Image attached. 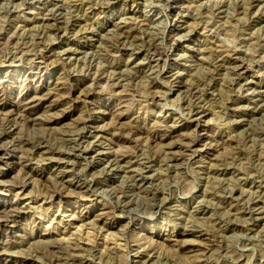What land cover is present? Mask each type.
I'll return each mask as SVG.
<instances>
[{
	"label": "rangeland",
	"instance_id": "374dc122",
	"mask_svg": "<svg viewBox=\"0 0 264 264\" xmlns=\"http://www.w3.org/2000/svg\"><path fill=\"white\" fill-rule=\"evenodd\" d=\"M41 1L0 0V153L9 155L0 207L31 201L20 222L0 228V264H49L59 255L51 241L80 264H264V0ZM220 51L238 63L220 62ZM84 80L88 99L75 90ZM41 94L37 121H12L15 105ZM89 98L107 114L96 116ZM39 142L51 155L36 152ZM24 181L21 196L5 191ZM66 182L64 215L88 220L64 235L54 229L63 213L53 217Z\"/></svg>",
	"mask_w": 264,
	"mask_h": 264
},
{
	"label": "bare ground",
	"instance_id": "6f19581e",
	"mask_svg": "<svg viewBox=\"0 0 264 264\" xmlns=\"http://www.w3.org/2000/svg\"><path fill=\"white\" fill-rule=\"evenodd\" d=\"M38 1V3H44L43 1H41V0H37ZM45 1V0H44ZM46 1H48V0H46ZM45 1V2H46ZM73 1V0H72ZM100 2H101V4H100V6H103V5H105V4H107L106 2H108V0H99ZM98 1V2H99ZM75 3V2H74ZM96 3V2H95ZM46 3H44V4H42V5H45ZM79 4V3H78ZM163 4V3H162ZM72 5V4H71ZM70 5V7H74V6H71ZM76 6H77V4H76ZM138 6V5H137ZM175 6V5H174ZM86 7V6H85ZM169 7H171V6H169ZM69 8V7H68ZM67 8V9H68ZM75 8V7H74ZM73 8V9H74ZM79 8V7H78ZM219 8V7H218ZM225 8V7H224ZM220 9V8H219ZM218 9V10H219ZM70 10H71V8H70ZM180 10H182V8L180 9ZM221 10V9H220ZM60 11V10H59ZM220 12V11H219ZM71 13V12H70ZM73 14V13H72ZM226 14V13H225ZM263 14V13H262ZM40 15V14H39ZM132 15V14H131ZM181 16V15H180ZM257 16V15H256ZM81 17V16H80ZM134 17V16H133ZM176 18V17H175ZM61 19V18H60ZM128 19V17L124 20V17H123V20L121 19V21H120V24H122L121 25V27H118L120 30H121V28L123 27V24H126V20ZM135 19V18H134ZM129 20V19H128ZM132 20V19H131ZM180 20V19H179ZM195 20V19H194ZM220 20V19H219ZM144 21V20H143ZM191 21V20H190ZM68 22V21H67ZM141 22H142V20H141ZM185 22V21H184ZM225 22V21H224ZM118 24H119V20H118ZM116 25L115 27H117V26H119V25ZM138 24V23H137ZM194 24V23H193ZM195 24H197V23H195ZM138 26V25H137ZM176 26V25H175ZM183 26V25H182ZM197 27L199 26V24L198 25H196ZM223 26V25H222ZM212 27V26H211ZM59 28H60V26H59ZM58 28V29H59ZM126 28V27H125ZM220 28V27H219ZM62 29V28H61ZM117 29V28H116ZM213 30V29H212ZM43 31V30H42ZM76 31V30H75ZM133 33H135V32H133ZM74 34V33H73ZM216 35V34H215ZM90 36V35H89ZM125 36V35H124ZM132 36V35H131ZM181 36V35H180ZM219 36V35H218ZM45 37V36H44ZM182 37V36H181ZM215 37V36H214ZM40 38V37H39ZM133 38V37H132ZM178 38V37H177ZM180 38V37H179ZM33 39V38H32ZM123 39V38H122ZM127 39V38H126ZM129 39V38H128ZM212 39V38H211ZM215 39V38H214ZM13 40V39H12ZM47 40V39H46ZM209 40V39H208ZM213 40V39H212ZM120 41H121V39H120ZM214 41V40H213ZM123 42H124V40H123ZM29 43V42H28ZM13 44V43H12ZM118 44V43H117ZM211 45V44H210ZM223 45V44H222ZM8 46V45H7ZM24 46H26V45H24ZM132 46V45H131ZM34 47V46H33ZM44 47V46H43ZM72 47V46H71ZM150 47V50L152 51V53H153V55H155V57L156 56H160V57H162L163 55H164V57H168L167 56V53L166 54H161L162 53V51H160V49L157 47V46H149ZM139 48V47H138ZM141 48V47H140ZM225 48V47H224ZM50 49V48H49ZM67 49V48H66ZM199 49H202L201 47L199 48ZM213 49V48H212ZM216 49V48H215ZM220 49V48H219ZM25 50V49H24ZM24 50H22V51H24ZM36 50V49H35ZM147 50V49H146ZM17 51V50H16ZM80 51V50H79ZM135 51V50H134ZM205 51V50H204ZM231 51V50H230ZM230 51H220L221 52V57L222 58H220L221 59V61L220 62H222V63H226V64H232V65H234L235 63H238V58H237V56H238V54L236 53V52H230ZM26 52V51H25ZM53 52V51H52ZM166 52V51H165ZM42 53V52H41ZM116 53V52H115ZM150 53V52H149ZM226 53V55H223V54H225ZM229 53V54H228ZM24 55V54H23ZM218 55V54H217ZM237 55V56H236ZM152 56V55H151ZM218 56H220V55H218ZM33 57V56H32ZM154 57V56H153ZM12 58V57H11ZM158 58V57H157ZM35 59H38L40 62L38 63V65L39 64H43L44 65V63H45V60L47 59V56H46V54H41V55H37V56H35ZM95 59V58H94ZM162 59H163V57H162ZM217 59V58H216ZM215 59V60H216ZM219 59V58H218ZM243 59V58H242ZM37 60V61H38ZM161 60V59H160ZM6 61V60H5ZM71 61V60H70ZM155 61V60H154ZM173 61V60H172ZM175 61V60H174ZM97 62V61H96ZM165 62V61H164ZM195 62V61H194ZM219 62V63H220ZM6 64V63H5ZM77 64V63H76ZM167 64V63H166ZM165 64V65H166ZM105 65V64H104ZM200 65V64H199ZM239 65H241V64H239ZM87 66V65H86ZM219 66V65H218ZM221 66V65H220ZM223 66V65H222ZM95 67V66H94ZM195 67H197V66H195ZM80 68V67H79ZM163 69V68H162ZM218 69V68H217ZM258 69V68H257ZM82 70V69H81ZM164 70V69H163ZM162 70V71H163ZM234 70V69H233ZM117 71V70H116ZM76 72V71H75ZM87 72V71H86ZM91 72V71H90ZM110 72V71H109ZM82 73V72H81ZM109 74V73H108ZM112 74V73H111ZM117 74V73H116ZM119 74V73H118ZM97 75V74H96ZM175 75V74H174ZM95 76V75H94ZM103 76H104V73H103ZM112 76V75H111ZM136 76V75H135ZM91 77V76H90ZM96 77V76H95ZM94 77V79L95 80H91V81H93L94 83H98L99 82V79H101V75L99 74L98 76H97V78H95ZM123 77V76H122ZM122 77H120L121 79H122ZM174 77V76H173ZM119 77L117 78V79H120ZM125 80V79H124ZM127 80V79H126ZM125 80V81H126ZM89 81V80H88ZM101 81V80H100ZM105 82H106V80H104ZM107 81H108V79H107ZM104 82V83H105ZM114 81H112V83H113ZM173 82V81H172ZM91 83V82H90ZM102 83V82H101ZM115 83V82H114ZM124 83V82H123ZM152 83V82H151ZM163 83V82H162ZM87 84H89V82H87V80L85 81L84 80V83H82V84H77V86H76V88H75V90H76V92L78 93V95H83V96H85L87 99H88V97L90 96V91L91 90H87L86 89V87L88 86ZM109 84H110V82H109ZM178 84V83H177ZM110 85H114V84H110ZM152 85V84H151ZM162 85V84H161ZM185 85V84H184ZM125 85H123V87H124ZM118 87H119V85H118ZM152 87V86H151ZM186 87V86H185ZM190 87V86H189ZM213 87V86H212ZM58 88V87H57ZM112 89V88H111ZM155 89H157V87L155 88ZM154 89V90H155ZM256 90V89H255ZM59 91V90H58ZM104 91V90H103ZM112 91V90H111ZM196 91V90H195ZM115 92H117V91H115ZM117 94V93H116ZM157 94V93H156ZM200 94V93H199ZM155 95V94H154ZM159 95V94H158ZM201 95V94H200ZM55 96V95H54ZM202 96V95H201ZM161 97V96H160ZM47 98H48V96H43L42 94L41 95H35V96H33V97H31V98H29V99H27V98H25L24 100H22L21 102H19L17 105H15V107H13V109H11V112H13L12 114L15 116H13L14 118L12 119V121L13 122H16L15 120L16 119H18V120H25V121H37L36 120V116L39 114V112H40V110H41V105H44V104H46V103H48V101H47ZM152 98V97H151ZM202 98V97H201ZM23 99V98H22ZM86 99V100H87ZM89 100H90V98H89ZM200 100V99H199ZM198 101V100H197ZM89 102V107H91V109H96V112L95 113H97L96 114V116H103V115H105V114H107L106 113V106H102L101 107V105H97V106H99V107H97L96 106V104H95V102L93 101V100H90V101H88ZM100 102V101H99ZM102 102V101H101ZM191 103V102H190ZM3 105V104H2ZM2 105H0V110H2L3 109V107L4 106H2ZM104 105V104H103ZM53 109V107H51V105H48L44 110L46 111V112H49V111H51ZM69 109V108H68ZM194 110V109H193ZM199 110V109H198ZM197 110V111H198ZM91 111V110H90ZM195 111V110H194ZM109 112V111H108ZM112 112V111H111ZM120 112V111H119ZM196 112V111H195ZM207 112V111H206ZM209 112V111H208ZM192 113V112H191ZM197 113H200V114H202L201 113V109H200V112L198 111ZM88 114V113H87ZM119 114V113H118ZM193 114V113H192ZM4 115V114H3ZM46 115V114H45ZM52 115V114H51ZM69 115V113H68V110H66V111H64L63 113H62V115H59V116H56V115H53V117H51V118H49V119H51V121L50 122H54L55 121V123H56V121H59L60 120V118L61 117H67ZM3 118H5V119H8L9 120V118H8V116H4ZM39 118V117H38ZM86 118V117H85ZM194 118V117H193ZM4 119V120H5ZM119 119V118H118ZM202 119V118H201ZM0 120H1V118H0ZM40 120V119H39ZM174 120V119H173ZM192 120V119H191ZM193 120H195V119H193ZM203 120V119H202ZM24 121V122H25ZM8 123L9 122H11L10 120L9 121H7ZM40 122V121H39ZM198 122V121H197ZM207 122H208V120H207ZM2 123H3V121H2ZM2 123H0V124H2ZM5 123V125H6V122H4ZM79 124H81L82 126H83V128H86L88 131H87V133L89 134V135H92V137H94V138H97L98 136L100 137V135L102 134V132H103V130L102 129H100V127H98L97 126V124H95V122L92 120V121H90V120H87V119H80L79 120V122H78ZM177 123V122H176ZM210 123V122H209ZM178 124V123H177ZM199 124H200V122H199ZM167 125V124H166ZM114 126V125H113ZM129 126V125H128ZM165 126V125H164ZM168 126H170V125H168ZM173 126H174V124H173ZM173 126H171V127H173ZM198 126V125H197ZM196 126V127H197ZM0 127H2V126H0ZM12 127V126H11ZM125 127V126H124ZM131 127V126H130ZM176 127V126H175ZM174 127V128H175ZM19 128V127H18ZM127 128V127H126ZM138 128V127H137ZM161 128V127H160ZM122 129H124L123 127H122ZM133 129V128H132ZM136 129V128H135ZM172 130H173V128H171ZM73 130V129H72ZM117 130V129H116ZM128 130H130L129 128H128ZM141 130V129H140ZM170 130V129H169ZM171 130V131H172ZM1 131H3V130H1ZM7 131V130H6ZM111 131V130H110ZM132 131H134V129L132 130ZM5 132V131H4ZM129 132V131H128ZM130 132H131V130H130ZM129 132V133H130ZM136 132V131H135ZM2 133V132H1ZM7 133V132H6ZM78 133V132H77ZM122 133V132H121ZM137 133V132H136ZM175 133V132H174ZM112 134V133H111ZM143 134V133H142ZM15 135V134H14ZM121 135V134H120ZM166 135V134H165ZM188 135V134H187ZM2 135H0V137H1ZM136 135H134V137H135ZM155 136V135H154ZM164 136V135H163ZM8 137V136H7ZM134 137H133V139H134ZM145 137H146V135H145ZM160 137H162V136H160ZM165 137H168V135L167 136H165ZM4 137L2 136L1 138H0V141H2V139H3ZM79 138H82V136L78 133L77 135H75V138H74V140H76V141H78L79 140ZM152 138V137H151ZM43 139V138H42ZM87 139V138H86ZM154 139V138H153ZM163 139H164V137H163ZM163 139H162V141H160V143L161 142H163ZM171 139V138H170ZM130 140V139H129ZM132 140V139H131ZM158 140V139H157ZM160 140V139H159ZM165 140V139H164ZM186 140V139H185ZM189 140V139H188ZM99 141V140H98ZM126 141V140H125ZM171 141V140H170ZM182 141V140H181ZM155 142H156V140H155ZM154 142V143H155ZM165 142V141H164ZM167 142H168V140H167ZM166 142V143H167ZM175 142V141H174ZM177 142V141H176ZM180 142V141H179ZM43 142H39V144H37V147L35 148V150H36V152H40L41 154H50V152H49V150L47 151V149H46V147L44 146V145H40V144H42ZM122 143V142H121ZM166 143H164V144H166ZM17 144L19 145H21V146H25V145H28L29 143L27 142V141H24V140H20L19 141V143L17 142ZM74 144V143H73ZM153 144V143H152ZM174 145H175V143H174ZM181 145V144H180ZM190 145V144H189ZM166 146V145H165ZM178 146V145H177ZM1 147V146H0ZM5 147V146H4ZM167 147V146H166ZM180 147V146H179ZM183 147V146H182ZM191 147V146H190ZM2 148V147H1ZM59 148V147H58ZM165 148V147H164ZM196 148V147H195ZM207 148V147H206ZM214 148V147H213ZM27 149V148H26ZM173 147H169L168 148V150H166L165 152H167V153H171V155L173 154ZM190 149V148H189ZM1 150V149H0ZM164 150V149H163ZM181 151V150H180ZM79 154H78V153ZM164 152V151H163ZM175 152V151H174ZM9 153V152H8ZM7 153V154H8ZM33 154H35V153H33ZM53 154V153H52ZM57 154V156H61L60 154H58V153H56ZM86 154V152L85 151H80V150H78V151H76L74 154H72L74 157H78V156H82L83 157V155L84 156H86L85 155ZM177 154V153H176ZM12 155V154H11ZM51 155V154H50ZM169 155V154H168ZM170 155V156H171ZM174 155V154H173ZM179 155V154H178ZM177 155V156H178ZM9 156V155H8ZM8 156H5L4 154H2V153H0V161L2 162V160H4L5 161V159H7L8 158ZM47 156H49V155H47ZM47 156H45V158H49V157H47ZM176 156V155H175ZM44 157V156H43ZM70 157V156H69ZM68 157V158H69ZM81 157V158H82ZM118 158V157H117ZM174 158V157H173ZM19 159V158H18ZM96 159V157L95 158H92L91 159V166H92V168H95V167H97V164H98V162H99V160H95ZM46 160V159H45ZM52 160V159H51ZM117 160H119V159H117ZM135 160V159H134ZM132 161V160H131ZM170 161H171V159H170ZM206 161V160H205ZM209 161V160H208ZM181 162H182V159H181ZM213 162V161H212ZM117 164V163H116ZM119 164V163H118ZM117 164V165H118ZM121 164V163H120ZM125 164V163H124ZM128 164V163H127ZM175 164V163H174ZM6 165V164H5ZM95 165V166H94ZM103 165V164H102ZM123 165V164H122ZM129 165V164H128ZM211 165V164H210ZM115 166V165H114ZM124 166V165H123ZM221 166V165H220ZM1 167V166H0ZM116 167V166H115ZM125 167V166H124ZM123 167V168H124ZM128 168V167H127ZM132 168V167H131ZM143 168V167H142ZM121 169H122V167H121ZM104 170V169H103ZM106 170V169H105ZM104 170V171H105ZM118 170H120V168L118 169ZM124 170V169H123ZM122 170V171H123ZM129 170V169H128ZM135 171V170H134ZM4 173V172H3ZM115 173V172H114ZM56 174V173H55ZM32 175H33V173H32ZM36 175H38V174H35V176ZM114 175H116V174H114ZM121 175V174H120ZM1 176H2V173H0V179H1ZM117 176H118V174H117ZM141 176V175H140ZM31 177V175H29V178ZM115 177V176H114ZM130 177V176H129ZM61 178V177H60ZM63 178V177H62ZM115 179V178H114ZM137 179V178H136ZM28 180V179H27ZM60 180V179H59ZM75 180V179H74ZM112 180V179H111ZM58 181V180H57ZM150 181V180H149ZM34 182V181H33ZM141 182V181H140ZM60 183V182H59ZM0 184H2L1 183V181H0ZM32 184V181H24V182H22L21 183V185L19 186V192H15V193H13V190L11 189V188H6V192H9L10 194H14L13 196L15 197V198H17V197H19V196H21L22 195V193H23V191L28 187V186H30ZM34 184V183H33ZM62 184H63V182H62ZM61 184V185H62ZM89 184V183H88ZM96 184V183H95ZM141 184V183H140ZM139 184V185H140ZM67 186H70V183H68V182H66V184H64V185H62V187H60L61 188V190L59 191V192H57L58 193V199H59V201H58V204H59V206H58V209L56 210V214L54 215V221L53 222H55V219L57 218L56 216L58 215V216H61V214L63 213V212H65V214H66V211H65V209H64V207L63 208H60V206H63L62 205V198H66L67 197V195L65 194L66 192H65V190L66 189H68L67 188ZM112 186V185H111ZM4 187V186H3ZM85 187H87V186H85ZM89 187L91 188L92 187V185H88V187H87V189H88V193H86V195L87 196H90V194L93 192H90V189H89ZM85 189V188H84ZM94 189V188H93ZM3 190V189H2ZM1 190V191H2ZM64 192H63V191ZM82 191V190H81ZM83 192V191H82ZM83 194V193H82ZM85 194V193H84ZM83 194V195H84ZM69 195V194H68ZM117 195H119V194H117ZM238 195V194H237ZM79 196H81V195H79ZM94 196V195H93ZM111 196V195H110ZM84 197V196H83ZM114 197V196H113ZM38 198V197H37ZM86 198V197H85ZM91 198V197H90ZM95 198H96V196H95ZM43 199V198H42ZM45 199V198H44ZM88 199V198H87ZM241 200V199H240ZM43 201H45V200H43ZM127 201V200H126ZM51 202V201H50ZM123 202V201H122ZM125 202V201H124ZM250 202V201H249ZM30 203H31V201H30ZM30 203H24V204H22V205H19V204H16V205H10V204H4L2 207H0V213H1V215H0V228H3V227H5V228H12V227H14V225L15 224H17L18 222H20L19 221V219L24 215V214H26V212L29 210V208H30ZM201 203V202H200ZM159 204V203H158ZM203 205V204H202ZM68 207V206H67ZM255 207V206H254ZM257 207V206H256ZM124 209V208H123ZM115 210V209H114ZM113 210V211H114ZM70 211V210H69ZM107 211V210H106ZM110 211V210H109ZM217 211V210H216ZM74 212V211H73ZM71 213V214H69V215H67L70 219H68V217L66 216V215H64V213L62 214V216L60 217V220L59 221H57V223H56V228H54V229H56L59 233H62V234H64L65 235V232L67 231V233L69 232V228L70 227H72V228H74V229H77V230H79L81 227H83L82 225H81V222H84V220L85 219H87V217L85 216V217H83L82 216V214L81 215H76L75 213ZM197 212V211H196ZM118 213V212H117ZM122 213V212H121ZM115 215V214H114ZM65 217H67V219H68V221H65L64 222V218ZM88 220V219H87ZM98 220V219H97ZM90 222H91V220H89ZM89 222V223H90ZM95 222V221H94ZM78 223H80V224H78ZM85 223H87L86 221H85ZM107 225V224H106ZM111 225V224H110ZM60 226H62V231H61V228H60ZM74 226V227H73ZM88 226H90V225H88ZM101 227H103L104 228V226H101ZM51 228V227H50ZM53 228V227H52ZM74 229H72V230H74ZM50 233V232H49ZM73 233V232H72ZM86 233V232H85ZM182 233V232H181ZM184 233V232H183ZM80 234H81V232H80ZM108 234V233H107ZM71 237L73 236V234H71L70 235ZM208 236V235H207ZM76 239L74 238V242L72 243V244H75V243H77V244H75L74 246H78L79 245V242H80V239H78L79 238V236H77L76 235ZM204 237H206V236H204ZM65 239V238H64ZM178 239V238H177ZM87 240V239H86ZM209 240V239H208ZM186 241V240H185ZM70 242H71V240H70ZM122 242V241H121ZM81 243V242H80ZM86 243V242H85ZM88 243V242H87ZM86 243V244H87ZM104 243V242H103ZM90 244V243H89ZM116 244V243H115ZM83 246V245H82ZM81 246V247H82ZM49 247L53 250V252H56V253H58L59 255H56V256H53V257H51L49 260H48V262H49V264H80L79 262L78 263H76V260L74 259V257H68V256H64V254L60 251L61 249H62V245L61 244H59V241H51V243L49 244ZM76 249H77V247H76ZM196 249V248H195ZM137 250V249H136ZM149 251V250H148ZM141 252V251H140ZM139 252V253H140ZM201 252V251H200ZM149 253V252H148ZM114 254V253H113ZM137 254V253H136ZM144 254H146L145 252H144ZM152 254V253H151ZM154 254V253H153ZM150 255V254H149ZM155 255V254H154ZM139 256H140V254H139ZM146 256H148V255H146ZM152 256V255H151ZM150 256V257H151ZM141 257V256H140ZM21 259H16V260H13V262H15V263H13V262H11V263H13V264H16V263H18L19 262V264H30L29 262H31L30 260H28L30 257H20ZM148 258V257H147ZM204 258V257H203ZM142 259V258H141ZM200 259V258H199ZM18 260V261H17ZM207 261V260H206ZM198 264H200V262L198 263Z\"/></svg>",
	"mask_w": 264,
	"mask_h": 264
}]
</instances>
